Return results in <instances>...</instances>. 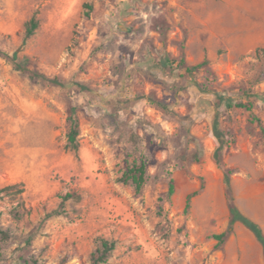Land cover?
Segmentation results:
<instances>
[{"label":"rangeland","instance_id":"obj_1","mask_svg":"<svg viewBox=\"0 0 264 264\" xmlns=\"http://www.w3.org/2000/svg\"><path fill=\"white\" fill-rule=\"evenodd\" d=\"M232 1L0 0V49L17 52H0V264H91L101 237L117 241L103 264H224L216 255L253 242L251 262L264 264L243 223L221 249L212 238L229 219L217 114L234 139L223 162L236 202L264 230L263 46L241 51L207 26L231 23ZM216 92L252 111L227 108ZM74 107L78 152L67 146ZM144 154L137 193L120 178ZM19 183L23 192L2 190Z\"/></svg>","mask_w":264,"mask_h":264},{"label":"trees","instance_id":"obj_2","mask_svg":"<svg viewBox=\"0 0 264 264\" xmlns=\"http://www.w3.org/2000/svg\"><path fill=\"white\" fill-rule=\"evenodd\" d=\"M86 6H88L90 10L93 9L92 4L86 3ZM128 6H129L128 3H124L122 5V8L124 10H127ZM38 26H39V21L37 17L36 16L32 17V19L27 24V34L28 35L32 34ZM0 52L4 56L11 58L12 60H15L17 58V52L10 54L8 52L2 51L1 49H0ZM257 52L259 56L264 57V47L259 48ZM181 61L184 62V59H182ZM161 62L163 65L168 66L173 63V59L166 57ZM204 63H200L195 66H188L187 71L191 73L193 72L195 68L200 67ZM18 66H22V65L19 64ZM31 73L32 75L42 76L43 78L49 80L50 82L65 85V83H63L57 78H49L45 75H42V74H39L33 71ZM215 94L219 99V103H224L227 108L245 107L249 111H252L251 103H247L243 101L236 102L232 97L224 93L216 92ZM76 112H77V109L76 107H74L70 115L71 127H70V131L68 132L67 146L70 149H73L76 152H78L80 149V142H79L80 129H79V118ZM213 134L219 142L218 147L214 151V158L218 166L223 169L224 182L226 185L227 206L229 210V219H228L227 227L222 232H215L212 234V238L217 240L215 249L218 250L223 247L226 241L234 233L235 223L241 222L253 232L258 242H260V244L262 245L263 255H264V230L262 226L257 221H255L254 219H252L251 217L243 213L240 210L236 202V198L234 195V190H233L232 182H231L232 181L231 176L233 174V169L227 167L226 164L223 162V156L225 154L224 148L226 146H229L232 142H234V139L226 138L225 131L220 126L218 114L216 115V118L213 123ZM120 180L125 184H131L137 193H141L148 181V160H147L146 155L144 154L140 158H134L128 161L125 169L123 170ZM18 185L22 186L19 189V191L23 192L24 191L23 183L7 185L2 190H11L17 187ZM174 191H175V184H174V181L171 180V183L169 185V194L172 195ZM197 193L198 191H195L193 194H190L188 196L187 201H186V208H189L191 204L190 203L191 197ZM72 196H73L72 193H67L64 196H61V204H60L61 207H63L66 201ZM6 238H8L7 231H5L3 228L0 227V242L2 240H5ZM116 245H117V241L115 239L105 238V237L99 238V246L96 248V250H94L91 253V264L107 263L110 257L113 255L114 250L116 249ZM1 247L2 246L0 244V248ZM64 261H65V258L62 260V262H60V264H63Z\"/></svg>","mask_w":264,"mask_h":264},{"label":"crops","instance_id":"obj_3","mask_svg":"<svg viewBox=\"0 0 264 264\" xmlns=\"http://www.w3.org/2000/svg\"><path fill=\"white\" fill-rule=\"evenodd\" d=\"M227 8L235 11L234 20L231 23L223 21L213 26L214 19L208 18L210 34L223 37L224 42L234 44L241 51L264 47V0H234ZM232 236L236 237L235 233ZM256 244L253 242L251 247L242 244L240 252L229 256L222 252V255H216L215 259L224 264H253L251 260Z\"/></svg>","mask_w":264,"mask_h":264}]
</instances>
